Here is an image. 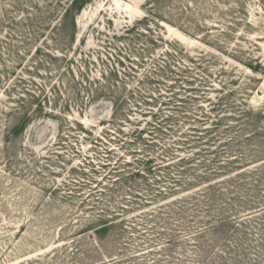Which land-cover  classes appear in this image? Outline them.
Here are the masks:
<instances>
[{
  "label": "rangeland",
  "instance_id": "1",
  "mask_svg": "<svg viewBox=\"0 0 264 264\" xmlns=\"http://www.w3.org/2000/svg\"><path fill=\"white\" fill-rule=\"evenodd\" d=\"M70 1L0 0V60L14 71L5 78L0 68V264H264V0H92L74 16L65 12ZM166 44L185 52L166 56ZM17 58L23 67L13 70ZM132 67L126 83L137 96L118 117L124 138L117 124L106 125L109 101L60 115V100L48 102L24 133L6 140L18 121L12 108L21 90H5H13L19 76L37 86L60 84L67 100L71 71L100 79L117 70L125 78ZM146 74L150 82L143 81ZM28 89L38 93L34 85ZM207 97L228 107L217 115V133L232 128L216 137L217 150L232 155L231 176L215 178L217 194L226 199L212 210L201 200V212L178 210L172 200L124 212V226L105 240L110 253L104 258L94 235L82 233L98 214L91 195L104 186L98 182L106 183L119 157L133 162L161 152L145 150L153 139L147 123H156L150 109L178 120L181 132L174 136L187 142L181 155L204 156L199 131L210 123L201 129L197 120L209 110ZM137 129L145 130L144 139L123 146ZM170 138L157 137L156 145H171ZM227 141L232 144L225 151ZM225 213L231 224L197 234ZM169 239L175 241L166 245Z\"/></svg>",
  "mask_w": 264,
  "mask_h": 264
},
{
  "label": "trees",
  "instance_id": "2",
  "mask_svg": "<svg viewBox=\"0 0 264 264\" xmlns=\"http://www.w3.org/2000/svg\"><path fill=\"white\" fill-rule=\"evenodd\" d=\"M217 1L221 2L220 0ZM91 2L92 0H71L65 12H68V14H73V16L75 14H80L83 9ZM140 24L141 22L139 25ZM133 30L134 29L129 28L127 33H130ZM157 42H161V44H163L164 41H154V43ZM166 45L167 48L164 51L166 56H172V54L177 56L179 53L182 54L185 52V50L180 49L178 45ZM4 61L5 60H0V68L4 70V72L1 73L2 77L6 78V76L14 75V71H9L8 66ZM22 61L23 60L21 58L14 60L15 66L13 67V70H17L19 68L21 69L23 67ZM7 63L11 62L8 61ZM47 64L50 63L47 62ZM132 69H130L132 72L125 73V78H122L120 76V72L115 70L110 74V76L103 74L100 79L90 78L86 75H82L81 79L80 77L72 74L71 71L70 98L67 97V100L64 99V96L67 92L60 89V84H54L51 88H48L49 86L47 83L37 86L32 80H30L27 84V82L21 76H19L20 78H17L13 85V90H9V87L7 88L8 90H5V93H12L17 88L21 90L17 96L18 100L13 101L17 104V106L15 109L12 108V110L15 112V115L18 116V121L16 126H14L8 132L6 140L10 141L12 138L24 133L27 129V125L33 121L34 118L40 116V113L44 111V105L48 104V102L58 104L60 100H62L64 103V107L58 112L60 115H63L65 111L69 112V110L71 111L74 108L78 110H84L88 104L98 100L109 101L112 104V117L106 125L110 126L117 124L118 128H116V131L119 133V135H122V138H124L126 133L121 127V123L123 121H121L118 117L124 112L123 108L126 102L131 98L134 99L137 96V93L135 92L136 89L129 90V86L126 83L129 76H132V73L134 72V67H132ZM143 77L144 82L151 81L149 75L146 74L143 75ZM63 84L64 83L62 82V86ZM21 85H25V88L20 87ZM31 85L36 86L38 93L28 89ZM11 97L9 96V98ZM51 97H53L54 101H50ZM205 99H207L206 101L208 103L209 110L205 109L202 119L199 121L197 120V122H200L203 125L201 129L210 123V126L204 128L202 131H199L202 133V135H200V139H202L201 145L202 147L207 148L206 150L200 151L204 156L199 153L197 154V152L192 156L181 155L180 150L184 148L183 143L187 142H184L185 139L181 138V136H179L178 139H176L174 136L181 132L179 130L181 127L179 126L177 128L176 126V124L179 125L178 120L170 116L159 117L155 112H153V109H150L147 113L151 114L152 118L156 119V123H153V125L152 123H147V125L151 127L150 136H152L153 139L151 141H147L148 143H144L145 150L160 148L161 152L156 153L155 156L148 154V156L144 155L138 158L135 157L133 162L126 160L122 161V158L119 157L115 166L108 169V173L104 176V178L107 179L106 183L102 184V182H98L99 185L104 186H102V188L96 192H94V190L91 191L94 192L91 194L93 198H96V200L93 201L92 208L97 209L98 214L93 216L90 224L88 225L89 228H86L87 230L83 231L82 233L89 231L94 235L96 248L99 250V252L103 249L105 251V253L102 252V256L104 258H106L108 253H110L107 249L109 247H105V240L110 236V233L113 229L124 226V221L119 220L121 219L119 217L124 218V212L150 205L160 200H165V202H168L169 200L178 202L177 204H179V207L177 208H181L178 210H188L190 207H193L194 210H201V200H204V203L207 206L206 210H212L215 208V205H217V201H219L221 198L226 199L225 194H217L216 190L219 185H215L218 183L215 178L220 176H231L232 174V155L228 152H224L222 154L217 150L216 147V137L218 134L220 135L221 133L224 136L232 134V128L229 126L224 132L217 133L222 125L220 123L221 120L217 118V115L218 113L227 111L228 107L224 108L223 110L220 108L221 101H219V104L212 101L211 98L207 97ZM56 107L55 110H57ZM212 114H215V116L212 117ZM76 125L81 127L80 131L84 134L92 135L86 130V128L82 126V124L76 123ZM106 133H111V130L108 129ZM144 134L145 130H134L130 134L132 137L130 139L132 140L125 141L123 146H129L141 139H144ZM165 136L171 137L170 139L173 141L172 144L158 147L155 142L156 138L159 137L160 139L164 140ZM97 141L100 140L97 139ZM230 141H232V138ZM230 141H227L224 145L226 147L224 149L225 151H228V147L232 144ZM195 157L197 158L195 159ZM251 161L252 160L250 159L249 162ZM262 170L260 171V175L264 173V170ZM250 174L254 175L255 173L252 174L251 172ZM150 177H153V180H150ZM95 181L93 180L92 182ZM142 181L147 182L146 187L152 186L154 189H152V187L144 188L145 185L143 186ZM202 188L206 189L202 190ZM192 192L198 193L189 196ZM142 197H145L146 204H144L141 200ZM263 198L264 196L261 199ZM259 205L262 204L260 203ZM227 206L229 205H224L223 207H225V209L231 208L230 212L232 213V206ZM261 207H264V205ZM259 208H257V210ZM199 210L198 212H201ZM171 213H175L177 215L175 211L170 212L169 214ZM207 213L212 215L211 211H208ZM222 213L224 212L222 211ZM226 216L227 213H225V215H220L218 217V219L221 220L220 222L204 225L202 228H200L197 234L207 232L210 229H213L214 227L225 222L231 224L232 219L228 220ZM213 219L215 220V217H213ZM122 233H124L123 229ZM174 241V239H169L168 242H166V245H169ZM109 260L110 262L114 263H121L123 261L122 258H109Z\"/></svg>",
  "mask_w": 264,
  "mask_h": 264
}]
</instances>
